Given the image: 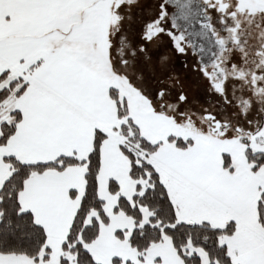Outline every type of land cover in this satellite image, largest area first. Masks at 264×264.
Wrapping results in <instances>:
<instances>
[{"label":"snow or ice","instance_id":"obj_1","mask_svg":"<svg viewBox=\"0 0 264 264\" xmlns=\"http://www.w3.org/2000/svg\"><path fill=\"white\" fill-rule=\"evenodd\" d=\"M0 264H264V0H0Z\"/></svg>","mask_w":264,"mask_h":264}]
</instances>
